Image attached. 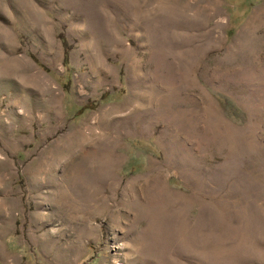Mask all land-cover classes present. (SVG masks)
<instances>
[{"label":"rangeland","instance_id":"1","mask_svg":"<svg viewBox=\"0 0 264 264\" xmlns=\"http://www.w3.org/2000/svg\"><path fill=\"white\" fill-rule=\"evenodd\" d=\"M0 264H264V0H0Z\"/></svg>","mask_w":264,"mask_h":264},{"label":"trees","instance_id":"2","mask_svg":"<svg viewBox=\"0 0 264 264\" xmlns=\"http://www.w3.org/2000/svg\"><path fill=\"white\" fill-rule=\"evenodd\" d=\"M62 39H63V44L65 46V54H66V57H68V54H69V51H70V47H69V44H68L67 40L64 39V37Z\"/></svg>","mask_w":264,"mask_h":264}]
</instances>
